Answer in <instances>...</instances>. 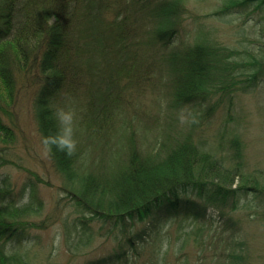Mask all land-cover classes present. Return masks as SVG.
<instances>
[{
  "label": "trees",
  "instance_id": "trees-1",
  "mask_svg": "<svg viewBox=\"0 0 264 264\" xmlns=\"http://www.w3.org/2000/svg\"><path fill=\"white\" fill-rule=\"evenodd\" d=\"M255 1L221 0L210 13L245 12L246 18L257 14L251 34L247 36V28L242 27L240 46L204 39L201 32L192 45L173 47L170 36L179 34L189 11L184 0H0V264H34L30 249L18 244L21 235L32 228L47 229L57 220V213L47 211L46 202L34 193L37 180L45 181L37 171L26 167L34 177H29L28 185L34 191L24 202L17 198L13 181L1 177L2 168L11 160L7 155L19 140L18 130L7 119H17L24 87L37 88L34 106L30 105L50 164L62 179L60 190L78 211L109 225L105 227L108 234L115 239L121 235L120 249L92 264L113 261L110 258H120L126 251L141 253L153 236L161 240L160 251L170 250L155 227L136 232L132 227L133 220L151 223L174 211L193 215L197 225L184 232L173 251H183L193 241L200 251H226L215 255L224 257L223 264H249L248 241L232 214L239 208L259 206L243 203L241 195L264 196L262 169H249L237 157L217 156L190 138L171 143L168 132L141 147L143 155L137 145L128 154L123 141L107 144L105 136L125 131L138 139L136 127L124 116L128 111L122 110L124 96H114L122 85L120 76L129 72L150 69L161 81L165 73L171 75L170 103L207 102L205 109L214 108L211 101L218 93L232 95L263 83L264 0ZM201 55L207 59L204 65ZM77 57L84 63L76 66ZM83 81L92 82L93 87L87 107L88 130L84 129L95 135L97 146L103 145L109 163H94V152L100 147L84 153L69 140L67 149L59 135L63 130L55 113L62 110L61 99L52 102L59 95L52 90L76 88ZM74 95L75 91L62 94V101L68 102ZM232 140L238 142L239 137ZM189 192L197 199L182 196ZM208 205L220 215L217 227L205 234L203 218ZM63 224L65 246L71 253L85 251L97 233L80 217L71 220L66 216ZM183 264H189L188 259Z\"/></svg>",
  "mask_w": 264,
  "mask_h": 264
},
{
  "label": "rangeland",
  "instance_id": "rangeland-1",
  "mask_svg": "<svg viewBox=\"0 0 264 264\" xmlns=\"http://www.w3.org/2000/svg\"><path fill=\"white\" fill-rule=\"evenodd\" d=\"M184 1L189 11L183 21L182 30L175 37V47L192 45L196 38L201 36V32L204 39H217L228 45L240 46L243 42L242 27L247 28L245 34L248 36L252 33L257 20V14H250L246 18L245 12H235L225 16L210 15L221 0ZM172 81L173 77L165 73L162 81L164 86L161 84L160 88L147 89V95L140 101L142 109L136 107L135 117L140 116L143 109L147 113L140 122L134 121L133 124L137 129L136 136L139 140L144 139L145 142L150 143L154 138H160L165 131L163 129L167 126L180 132L192 130L196 133L195 138L207 149L233 158L237 157L239 161L246 163L249 169L260 168L264 171V82L244 92L236 91L232 95L218 93L211 101L214 108L209 107V110L205 109L207 102H203L202 105L201 102L200 104L192 102L179 111L170 103L173 99L170 84ZM21 100L17 129L19 140L7 155L11 160L2 168L1 177L7 176L13 181L17 198L20 202H24L29 192L28 185L34 179L26 167L37 171L46 182L37 180L35 193L46 202L47 211L57 213V220L47 229L32 228L25 234L26 239H21L18 244H24V248L30 249L29 254L34 264L95 263L115 249H120L121 235L115 239L112 233L108 234L105 227L109 225L104 226L102 222L92 220L87 212L78 211L77 206L70 201L66 193L60 190L62 179L51 167L47 151L32 120L31 105L27 102L26 96ZM121 102L127 105L132 101L126 99ZM234 137H239V141L233 142ZM104 156L109 157L107 154ZM96 158L94 163H99ZM182 196H194L193 198L197 199L193 192ZM241 198L243 203L250 201L259 205L256 209L239 208L232 215L238 220L242 235L248 241L249 264H264V196L248 193L241 195ZM206 210L207 214L203 219L207 222L205 234H208L210 228H215L219 224L220 212L210 205ZM170 214H161L153 222L146 224L133 220L132 227L133 232L142 227L147 231L155 227L157 233L165 238L164 245H168L166 250H170L160 251L161 240L153 236L152 242L141 253L126 251L122 257L114 258V256L110 258L114 259L113 261L102 264H183L187 259L189 264H223L224 257L221 255L215 257V255L226 251H200V247L193 241L187 243L183 251H173L184 232L195 228L197 223L192 220L191 214L185 215L175 211ZM66 216L71 220L78 217L87 219L92 228H95L97 233L85 251L71 253L66 249L63 224V218ZM153 235L156 236V233ZM144 236L150 238L147 233H144Z\"/></svg>",
  "mask_w": 264,
  "mask_h": 264
},
{
  "label": "bare ground",
  "instance_id": "bare-ground-1",
  "mask_svg": "<svg viewBox=\"0 0 264 264\" xmlns=\"http://www.w3.org/2000/svg\"><path fill=\"white\" fill-rule=\"evenodd\" d=\"M142 1V0H139ZM255 3H260L259 0H256ZM171 37V43L173 45V47H175L174 45V41H175V35L170 36ZM8 38V36H5L4 39ZM1 42V41H0ZM201 59V63L202 65H204L205 62H207V59H204V55L200 56ZM76 66H79L80 63H84V61H82L79 57H77L74 61ZM146 74L147 77H143L141 76L142 74ZM148 74V75H147ZM154 73L150 70V69H146L145 71L141 70H137V71H133V72H129L127 74L121 75L120 79L122 81V85L121 87L118 89L117 93L114 94V96H124L122 97V100H126L129 99L132 102L130 104H124L122 103L121 105H123V112L124 110H127L128 113L124 114V116H128L129 121L132 122V124H134V121L136 122H140V119L144 117V115H146L147 113L145 112L146 110L143 109L140 116H136L135 114L137 113V109L141 108V99L145 98V96L147 95L148 91H146L147 89H149L150 87H158L160 88L161 84L163 85V82L161 80H159L158 78H156L154 75ZM198 77H201V73L197 74ZM171 76V75H170ZM188 79V78H187ZM194 79H196V77H194ZM199 80V78H197ZM84 83L81 82V85L79 83L78 87L76 88H71L69 89V87L66 88H54L52 90V92L54 93H59L58 96H55V98H52V102H56L59 103L60 99L61 102L59 103V105H61L62 110L60 112H58L56 110L55 113V118L56 120H58L59 123H61V127L63 132H61L60 138L61 141L64 142V145L66 146V148L68 149V142L69 140L71 141V146L75 147V148H79L81 150H83V152L85 153L86 151L89 152H94L96 150V147H100L97 146V139L94 138L95 135H88L85 132V129L87 128V107L88 104L92 98V93H93V87H92V82L89 81H83ZM164 86V85H163ZM24 89L27 91L23 92V94L20 97V102L22 101L21 99L26 96L27 102L31 103V105L34 106L33 101H34V95L33 93H36L37 88L32 87V88H27L24 87ZM72 91H75V95L73 96V98L71 100H69L68 102L66 101H62V94H68ZM30 92L32 93V95L30 96ZM113 95V93H112ZM94 97H96V95L94 94ZM110 100V98L108 99ZM19 102V103H20ZM50 103V102H49ZM195 104H200V102H194ZM187 104H190L189 102H184L181 103L179 105H176V107L178 108V110H183V108L185 106H187ZM202 105V104H201ZM52 108H55L56 105H51ZM108 109H110V105L107 104L106 106ZM137 107V109H136ZM135 109L132 111V109ZM211 108V107H210ZM209 107L206 108L207 110L210 109ZM31 110V115H32V120L35 122L36 127H37V131L39 132L40 130L38 129L37 126V119L35 116V110L33 111L32 107H30ZM54 111V110H52ZM109 111V110H108ZM64 114H70L71 115V120H65L64 119ZM7 121L9 122V124L11 125V127H13L15 130H17L19 128V120H18V116L17 119L15 120H11L10 118L7 119ZM75 122V125L73 126V123ZM102 127V126H100ZM94 130H98V127H94ZM103 129V128H101ZM106 129V127H104V130ZM108 129V128H107ZM41 130L43 131V133L45 134V130L43 128H41ZM163 130H165L164 132H168L170 133L169 135L171 136L172 142L171 143H175L176 141H178L180 138H190L193 139L195 142L199 143V141L197 140V138H195L196 133H194L192 130L191 131H186V132H173L171 130H169V128H164ZM185 131V130H184ZM41 133V132H40ZM39 133V134H40ZM127 134H125V131H123V133H118L116 135H112V137L110 136L109 138L105 136V141L108 143H114L116 141H123L124 143V151L128 154H130L133 150V147L137 145V147H139V149L142 147H148V144H146L147 142H145L144 139H137V140H133L132 138L128 136H126ZM179 138V139H178ZM171 141V140H170ZM141 142L145 143L142 144ZM201 144V143H199ZM44 148L47 151V155H48V149L46 147L45 144H43ZM103 145H101L100 148H98L96 150V152H94L93 158L97 157L96 159L99 160L102 164L103 163H109L108 158H106L103 155ZM141 151V149H140ZM142 152V151H141ZM216 153L217 156L221 155L219 152L214 151ZM144 153H140V155H143ZM49 156V155H48ZM226 157L227 156H223ZM51 163V162H50ZM52 167V166H51ZM31 188V187H30ZM36 189V188H35ZM31 190L34 191V189L31 188ZM29 189V192L27 194V196H29L32 192ZM35 193V192H34ZM178 213L183 214V212L179 211ZM21 238L23 240L26 239V236L24 234L21 235Z\"/></svg>",
  "mask_w": 264,
  "mask_h": 264
},
{
  "label": "clouds",
  "instance_id": "clouds-1",
  "mask_svg": "<svg viewBox=\"0 0 264 264\" xmlns=\"http://www.w3.org/2000/svg\"><path fill=\"white\" fill-rule=\"evenodd\" d=\"M64 119L65 120H71V115L70 114H64Z\"/></svg>",
  "mask_w": 264,
  "mask_h": 264
}]
</instances>
